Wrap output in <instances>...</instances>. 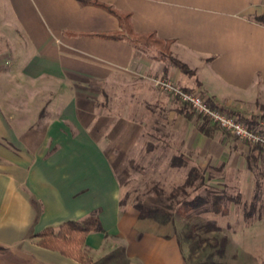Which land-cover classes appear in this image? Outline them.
I'll list each match as a JSON object with an SVG mask.
<instances>
[{
	"label": "crops",
	"instance_id": "0c3cea01",
	"mask_svg": "<svg viewBox=\"0 0 264 264\" xmlns=\"http://www.w3.org/2000/svg\"><path fill=\"white\" fill-rule=\"evenodd\" d=\"M262 15L264 0H0V264H79L34 236L92 215L103 232L86 238L91 259L122 246L130 264H186L175 236L121 206L117 167L150 135L147 120L155 135L167 119L187 149L201 144L202 170L217 165L222 179L252 192L247 160L264 172V149L209 123L203 130L154 81L234 118L259 116ZM129 31L144 42L131 43Z\"/></svg>",
	"mask_w": 264,
	"mask_h": 264
},
{
	"label": "rangeland",
	"instance_id": "374dc122",
	"mask_svg": "<svg viewBox=\"0 0 264 264\" xmlns=\"http://www.w3.org/2000/svg\"><path fill=\"white\" fill-rule=\"evenodd\" d=\"M6 73L5 76H8V72ZM8 81L9 79H7ZM0 88L3 90L1 82ZM5 89L9 90V87L7 86ZM9 104L6 103V105ZM13 105L16 106V104ZM113 106L120 107L121 104ZM186 108L196 117L205 120L196 115L189 107ZM18 109L20 110V104ZM160 123L161 129L159 130L161 132L154 135L151 129L154 126L152 120H147L146 132L150 135L143 136V144L140 143L129 152L125 164L117 167V175L122 179L121 206L134 208L137 204L147 206L174 204L173 200H168L172 192H177L179 195L175 201L191 200L198 195H205V191L208 190L218 193L225 191L234 199L239 196L238 205L234 202L223 203V206L229 211L228 215L224 217L213 215L209 206L200 213L191 212L181 216L176 212L179 204H174L170 210L173 216L172 221L161 225L150 220L152 229L163 235H172L177 238L186 264H208L210 262L211 264H264V205L261 210V218L252 221L250 225H247L242 217V203L250 202L255 189L254 183L252 192L248 191L249 193H247L238 187L235 189L231 181L222 179L223 173L218 171L217 165H207L202 170L199 166L204 165L207 156L202 153L201 144H197L195 141V146L187 149L185 145L188 137L185 141L186 137H183L181 129L180 132H175L173 126L169 127L167 119L156 121L158 126ZM146 143L149 144L147 150L144 148ZM173 156H181L187 161L188 166L171 167L170 161ZM190 166H197L203 172L205 171L207 182L202 187H197L198 183H195V187L186 188L187 195L184 196L179 188L183 185ZM252 178L254 182L253 174ZM256 179L261 184L258 193L263 198L264 178L257 177ZM211 220L221 228L220 232L206 231L205 225Z\"/></svg>",
	"mask_w": 264,
	"mask_h": 264
},
{
	"label": "trees",
	"instance_id": "16d2710c",
	"mask_svg": "<svg viewBox=\"0 0 264 264\" xmlns=\"http://www.w3.org/2000/svg\"><path fill=\"white\" fill-rule=\"evenodd\" d=\"M255 20L258 23L264 24V15L256 17ZM130 31L129 34L131 38V43L140 44L144 42L141 37L133 36ZM164 60H167L170 65L179 68L183 73L191 74V71L186 65L173 59L169 54L168 56L164 55ZM206 103L211 109L218 110L232 117V114L224 111L212 102L206 101ZM185 106L188 107L187 105ZM261 110L262 113L257 117L243 118L239 116L235 119H237L239 122H241L243 125L250 129H257L260 124L264 122V107H262ZM208 123L209 122L207 120L203 121V130ZM202 128L201 131L203 132ZM254 147L258 150L261 149L258 146ZM247 162L249 170L255 176V180L253 182L255 189L252 192V198L250 202L242 203V217L244 222H246L247 225H250L252 221L259 220L261 218V210L263 209L264 205V194L262 195L263 198H261V195L258 193L261 188V184L256 178H264V172L258 169L255 166V163L252 164V160L250 161V159H248ZM170 166L173 168H181L188 166V163L181 156H173L170 161ZM206 182L207 181L205 178V173L197 166H190L186 174L185 181L183 185L180 186L179 190L182 195L186 196V188L195 187V183H198L197 187H202L206 184ZM177 197H179L178 193L172 192L168 200H173L174 204H179L178 208L176 209V212L181 216H185L191 212L196 214L200 213L207 209L209 206L210 212L213 215H221L224 217L228 215L229 211L226 207L223 206V203L234 202L236 203V205L239 204V196L234 199L233 197L227 195L225 191H220L218 193L213 190H208L205 191V195H198L192 198L191 200L181 199L180 201H175ZM174 204H168L165 206H147L137 204L134 208L137 210L140 219L151 220L155 223L165 225L172 221L173 216L170 210L173 208ZM205 229L206 231L213 232L221 231V228L213 220L208 221L206 223ZM99 232H103L100 220L98 216L92 215L80 221H66L61 224L58 228H46L41 232L35 234L34 238L36 239L37 246L46 250L56 252L61 256L69 258L79 264H130L126 255L125 248L122 246L115 247L110 252L106 253L105 255L96 260L91 259L87 255L84 250L87 236L91 233ZM208 264H211V262Z\"/></svg>",
	"mask_w": 264,
	"mask_h": 264
},
{
	"label": "built area",
	"instance_id": "2783aa9c",
	"mask_svg": "<svg viewBox=\"0 0 264 264\" xmlns=\"http://www.w3.org/2000/svg\"><path fill=\"white\" fill-rule=\"evenodd\" d=\"M155 87L181 104L187 105L196 115L204 118L219 130L232 135L237 140L264 149V122L257 129H250L234 117L211 109L197 93L185 91L171 81L155 80Z\"/></svg>",
	"mask_w": 264,
	"mask_h": 264
}]
</instances>
